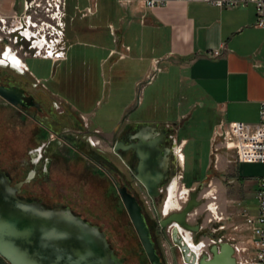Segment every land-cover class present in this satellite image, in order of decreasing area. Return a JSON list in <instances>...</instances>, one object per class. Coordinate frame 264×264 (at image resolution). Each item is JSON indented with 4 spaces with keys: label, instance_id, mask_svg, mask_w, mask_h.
I'll use <instances>...</instances> for the list:
<instances>
[{
    "label": "crops",
    "instance_id": "obj_1",
    "mask_svg": "<svg viewBox=\"0 0 264 264\" xmlns=\"http://www.w3.org/2000/svg\"><path fill=\"white\" fill-rule=\"evenodd\" d=\"M74 1L73 7L71 0L66 5L67 38L72 43L65 58L59 63L51 62V76L37 78L67 102L63 94L50 90L47 82L52 81L54 86L62 83L64 88L73 90L76 86L71 74L80 77L76 69L79 60L82 64H93L99 71L101 67L115 100L120 101L124 93L121 81L131 80L128 97L119 102L118 108L124 115L112 125L113 129L103 131L111 119L109 116L97 119L94 114L99 99H95L93 107L82 111L86 98L75 92L72 104L81 113H92L91 126L104 135L129 121L135 128L139 124L156 123V127L170 129V137L176 144L173 150L180 160L179 175L169 183L173 189L172 201L175 202L179 180L184 187L208 183L215 193L217 209L224 217L223 224L212 227V232L221 230L216 240L231 242L236 253L245 247L252 254L250 233L245 229L242 214L257 212L256 195L264 165L239 161L235 151L224 148L219 134L231 122L254 124L259 119V104L264 100V27L254 25L255 5L220 8L203 0H164L163 5L147 8L142 0ZM91 7L93 12L79 16L78 13ZM22 9L23 0H0L1 16L21 14ZM75 45L85 49L74 52ZM215 49L221 50V54L207 55ZM154 61L159 62L160 70L149 80ZM24 66L28 69L25 62ZM59 66L63 67L62 72L55 75ZM159 83L156 95L153 93L156 90L150 87ZM139 110H172L175 116L132 117ZM201 152L207 154L203 169L195 162L196 154ZM187 168L192 174L189 184L184 179ZM195 169L204 170V175L193 177L202 174ZM209 194L206 191L204 195ZM233 225L242 229L235 230L237 243Z\"/></svg>",
    "mask_w": 264,
    "mask_h": 264
},
{
    "label": "rangeland",
    "instance_id": "obj_2",
    "mask_svg": "<svg viewBox=\"0 0 264 264\" xmlns=\"http://www.w3.org/2000/svg\"><path fill=\"white\" fill-rule=\"evenodd\" d=\"M120 3L122 0H118ZM72 4V7L75 3L74 0H71L70 2ZM91 12H93V8L91 7ZM90 11L85 10L82 11L79 14L80 17H82L83 14L90 13ZM22 13V12H21ZM87 15V14H86ZM67 17V16H66ZM0 35L3 37V43L5 42V47L8 46L10 40L9 36L6 33H3L0 31ZM64 42L66 46V52L68 48L70 47L71 40L67 38V29H66V18H65V30H64ZM1 43V42H0ZM4 49L0 52V54L5 55L6 51ZM85 49L84 47H79L75 45L73 47V51L78 53V49ZM87 51V50H86ZM90 51V49H89ZM32 50L30 49H19L18 55L24 57V62L26 63L28 70L34 74L38 78H42L45 76H51L53 71V63H59L61 60L52 61L49 58H42V57H32ZM26 57V58H25ZM63 67L59 66L56 67L54 73L55 75H60L62 72ZM77 72L80 75L79 78L77 77L76 73L71 74L73 79L68 78V83L71 81L74 82L75 88L72 87L70 89L64 88L63 84L61 83L60 86H54L53 82H47V85L50 90L57 91L61 94H63L67 99V101H63L66 104V107H60L58 110H64L65 113L63 114V126L64 128H67L78 134L77 138H84L86 137L85 141L86 147L88 148L89 144L93 148H101L110 150L109 146L111 145V142L113 140V133L111 134H101L100 130L98 128H93L91 126V117L92 113H86L82 112L74 108L73 101L74 99L72 96L75 92L84 94L86 100V107L82 108L87 111V109L93 107V103L95 99H99V102L96 104L94 109V114L97 115V119H100L102 117H108L111 119L109 121V126H106L103 129V131H108L110 129H113L112 125L116 122L120 116L122 117L124 114L123 112L118 108L119 102L123 100V98L128 97L127 92L130 91L128 88L129 82L131 80L125 79L122 80L121 83H123L122 91L124 92L120 96V101L115 100L114 94H110L109 87L111 86L110 83H108V79L106 76H104L102 69L100 67V71L98 68H96L93 64L84 63L82 64V61L79 60L78 65H76ZM70 76V77H71ZM71 80V81H70ZM45 82V81H44ZM77 84V85H76ZM161 83H159L158 86H152L150 88H154L153 93L156 95L159 92V86ZM78 88V89H77ZM113 88V86H112ZM149 88V89H150ZM170 89H173L170 88ZM78 90V91H77ZM72 92V93H71ZM55 98L58 100H61L58 95H55ZM129 115V114H128ZM174 113L172 110L164 111V110H152V111H143L139 110L135 112L132 117H143V118H149V119H167L174 117ZM129 116H127L128 118ZM123 124V123H122ZM132 122H127V124H123L121 127H117L116 131V137L119 135L120 131L124 128H133L135 125ZM171 125V123H170ZM39 127L35 124L26 122L21 115H18L17 112H15V118H14V126L11 127V133L9 134L8 138H6L4 141H0V165L1 167L12 177L13 181H18L20 183H23L25 178L28 176L26 170L28 167V157L29 153L36 152V157L40 156V153L43 151L44 148H47L50 144V148L48 150L50 151H58L57 156L61 157V161L63 162L64 166L71 164L72 160H77V170L80 171L79 173L74 174H67L66 172L62 171L61 175H56L55 173L52 176V180H50L47 183H44L43 185H37L33 182V184H25L23 185L24 188H29L35 195L39 196L42 195H51V196H57L60 199L64 200H71V202L75 205L76 211L84 218L90 219L95 225H98L101 227V229L106 230L107 233L110 236V242L112 243L113 247L117 249L118 254H122V251L120 250L122 246L128 244V233L129 231H133L132 224L129 220V217L126 213V210L123 208L122 213H117L114 215L113 210L110 209V203L112 201L111 197H104L103 193V186L98 181V178H103L100 174V171L97 169L96 164L93 163L91 160L83 158V154H78L77 158H71V153L74 152V148L70 146L68 142L65 140H62L60 138H56L50 133L46 135L40 134L38 132ZM186 129V126L182 128L181 135L183 136L184 130ZM25 134L27 135V141H24ZM29 135V140H28ZM52 138H54L52 140ZM95 144V145H93ZM170 147L174 149L175 140L170 137ZM190 146V144L188 145ZM187 146V151L188 147ZM204 150V149H203ZM189 155V154H188ZM111 156L116 162H118L123 168L124 165L119 161V159H116V156L111 153ZM207 154L202 153L196 154L195 162H197L198 165L202 166V169L206 163ZM172 170L170 174V179L168 182L162 187V196H159L158 200L154 206L151 198L145 194L144 191L140 190L138 191L139 196L143 198L145 201V211L150 216V219L152 221V224L154 225V228L158 229L157 224H159L158 220L159 218L166 216L168 213L172 211L180 210L184 204L186 199L188 198V194L190 190L196 189L198 186L200 187V190L198 192V199L202 201V203L194 208V210L189 215V221L191 223L195 222L198 218H202V227L208 229L210 232H212V229L214 227H218L217 225L223 224V215L220 213L218 209H216V212H213L210 210V206L217 205L216 199H215V193L209 187L208 183L201 182L200 185H191L190 187H184L183 183L179 180V188L176 192V198H178L179 201V207L178 208H172L168 210V212H164V203L167 197V188L169 183L172 181L173 178H175L179 172V169L177 167V159L175 156V153L173 151V158H172ZM73 164L75 162H72ZM179 164V163H178ZM75 165V166H76ZM187 163V167H188ZM13 166H16L19 170H14ZM56 168V167H55ZM54 168V171H59ZM126 171V167L124 168ZM195 171L199 172L202 171V174L198 173L193 177H202L204 175V170H197ZM128 172V171H127ZM55 175V176H54ZM108 176H112L113 178H116V183L118 187H122V185L118 184L120 180L114 173H109ZM129 177V176H128ZM192 177L191 170L187 168L185 172V182L189 184V179ZM105 178V177H104ZM131 180V179H129ZM122 182V179H121ZM117 187V188H118ZM126 187V186H125ZM53 188V189H52ZM117 188H110L111 194H116L119 198V194L117 191ZM127 188V187H126ZM54 190V191H51ZM127 190L132 193L128 188ZM208 191L210 194L208 197H205V192ZM134 193V192H133ZM132 193V194H133ZM136 194V193H135ZM134 195V194H133ZM135 196V195H134ZM27 197V196H26ZM120 199V198H119ZM176 201V199H174ZM119 201V200H118ZM214 202V203H213ZM121 204L122 202L119 201ZM210 204V205H209ZM122 206V204H121ZM123 207V206H122ZM218 207V205H217ZM116 218L118 217V220ZM212 220L211 223H208L207 220ZM223 219V220H222ZM244 220V217H243ZM214 226V227H213ZM234 226V225H233ZM232 226V230H234ZM213 227V228H212ZM135 231V230H134ZM182 235L187 237L190 236L191 233L181 230ZM218 232H212L214 235H217ZM128 232V233H127ZM230 233V232H228ZM220 234V233H219ZM218 234V235H219ZM127 235V236H126ZM192 235V234H191ZM226 235V234H225ZM228 235V234H227ZM193 236V235H192ZM212 236L204 235L201 237V242L205 243L206 245L211 241L214 240V238H211ZM233 238L236 241L235 236V230L233 232ZM161 252L167 262V264H184V261H182V257L180 255V250L177 246H175V243L173 239L171 238V235L169 233H166L165 235L158 236ZM241 241V240H240ZM241 245V244H239ZM207 247H202L201 251L206 249ZM204 252V251H203ZM128 259L125 262V264H137V257L129 255L127 256ZM242 255L239 254V252H235V258H236V264H241L240 259ZM0 264H8L4 259L0 257Z\"/></svg>",
    "mask_w": 264,
    "mask_h": 264
},
{
    "label": "water",
    "instance_id": "obj_3",
    "mask_svg": "<svg viewBox=\"0 0 264 264\" xmlns=\"http://www.w3.org/2000/svg\"><path fill=\"white\" fill-rule=\"evenodd\" d=\"M17 93V89L0 87V95L15 104L13 97ZM156 126V123L139 124L126 146L138 159L133 174L152 199L162 193L168 180V157L173 154L172 147L165 144L166 128L157 131ZM20 185H12L0 168V257L8 264H123V259L110 247L106 233L97 225L68 208L46 207L40 201L18 196ZM199 190L200 187L190 191L180 210L159 218L160 232L171 235L186 264H236L234 249L228 241L214 242L208 252L197 254L184 240L179 228L196 234L192 239L195 245L201 243L200 236H213L208 229L200 230V219L196 224L187 220L201 203L197 198ZM117 191L148 261L162 264L136 197L125 186Z\"/></svg>",
    "mask_w": 264,
    "mask_h": 264
},
{
    "label": "flooded vegetation",
    "instance_id": "obj_4",
    "mask_svg": "<svg viewBox=\"0 0 264 264\" xmlns=\"http://www.w3.org/2000/svg\"><path fill=\"white\" fill-rule=\"evenodd\" d=\"M13 36L11 35L9 40V46L8 50L6 51L5 55L0 54V87L8 90H14L17 89L19 93L16 94V96L13 97V100H16V104L8 101L4 97L0 95V141H4L6 138H8L9 134L11 133V127L14 126V118H15V112L18 113V115H21L22 118L28 122L35 124L39 127L40 134L48 135L52 134L56 140L57 138H60L62 140H65L70 144L71 147L74 148V152L71 154V158H77L78 154H83V158L85 157L88 160H91L93 163L96 164L97 169L100 171V174L105 175L102 176L103 178H98V181L102 184L104 197H111L112 201L109 204L110 209L113 210L114 215L117 213L123 212V204L119 203L121 199L117 197V195L110 193V188H117L118 185L116 183V178L112 176H108L109 173H114L120 182L118 184L122 186H126L136 197L139 205L141 206L142 213L145 217L146 223L149 227L151 238L154 242L155 248L160 256V261L162 264H167L160 247V242L158 239V236L160 235V226L157 224L158 229L154 228V225L152 224V221L150 219L149 214L147 211H145V201L141 196H139L138 191L142 190L147 194L145 186L140 182L137 178H135L133 174V170L135 169L138 159L133 153V150L127 148L126 146L129 144V136L131 134H134L138 131V128H124L120 131L119 135L116 137V131L113 132V140L111 142V145L109 146L110 150L101 149V148H93L91 144H89L88 148L86 147L85 141L86 137L84 138H77L78 134L74 132L72 129L69 130L67 128H64L63 126V114L65 113L64 110H58L60 107H66V104L62 100H58L55 98V94L48 90V88L45 86V83L40 81L37 77H35L33 74L30 73L28 69L25 68L24 65H21V61L24 63V57H21V61L16 57L13 56L10 53V50H16L17 53L19 49H27L28 43L22 42V41H13ZM5 42L0 43V52L4 49ZM13 57L17 58L16 60H13ZM26 58V57H25ZM14 62V63H13ZM160 127H156V130L158 131ZM166 128V138H165V144L166 146L170 147V134L171 130ZM168 131V132H167ZM27 135L25 134L24 141H27ZM54 138H52L53 140ZM29 140V135H28ZM95 145V144H93ZM50 148L47 146V148H44L43 151L40 153L39 157H36V152L29 153L28 157V167L26 170V173H28V176L25 178L24 182L20 185V191L18 192V196L29 199V200H37L40 201L44 206L46 207H53V206H61L64 208L70 209V211L83 218L85 221H89L91 224H94L90 219H86L82 217L75 209V205L71 202V200H64L60 199L57 196H47L40 194L39 196L35 195L29 188H24L23 185L25 184H33L36 183L37 185H43L44 183L49 182L52 180V176L55 173L57 176L62 174V171L66 172L67 174L71 175L74 173H79L80 171L77 170L76 162L77 160H72V162H75L74 164L70 162L71 164H68L64 166L63 162L61 161V157L57 156L58 151H50L48 150ZM111 153H113L116 156V159L118 158L121 163H123L124 168L116 162L111 156ZM177 162L180 164L179 157L175 154ZM168 157V156H167ZM168 180L170 179V174L172 170V158L173 154H170V157H168ZM76 165V166H75ZM56 167V168H55ZM0 168L3 169L0 165ZM14 170H19L16 166H13ZM54 168L59 171H54ZM4 170V169H3ZM5 171V170H4ZM128 171V172H127ZM6 172V171H5ZM8 177L10 178V183L12 185L18 184L20 182L13 181L12 177L6 172ZM55 176V175H54ZM72 176V175H71ZM129 176V177H128ZM105 177V178H104ZM122 179V182H121ZM131 179V180H129ZM167 180V182H168ZM166 182V183H167ZM165 183V184H166ZM164 184V185H165ZM163 185V186H164ZM162 186V187H163ZM167 188V197L164 203V212H168V210L172 208H178L179 201L178 198H176V195L174 196L176 201L173 202V196L171 194V188L170 185ZM176 192L178 190V185ZM53 189V188H52ZM51 191H54L52 190ZM191 191V190H190ZM163 192V191H162ZM136 193V194H135ZM190 193V192H189ZM148 195V194H147ZM27 196V197H26ZM162 196V193L161 195ZM151 198V197H150ZM198 198V197H197ZM159 198L152 199V202L155 206L157 204L156 202L159 201ZM188 198L185 201V204ZM119 200V201H118ZM200 200V199H198ZM122 202V201H121ZM202 203V201H201ZM200 203V204H201ZM184 204V205H185ZM170 205L172 207H170ZM125 209V208H124ZM118 215V214H117ZM190 215V214H189ZM189 215L187 216V220L189 221ZM115 217V216H113ZM116 218V217H115ZM118 220V217L116 218ZM200 219V230H204L206 228H203L202 218ZM198 219L193 222L192 224L198 223ZM119 221V220H118ZM191 223V222H190ZM98 226V225H97ZM100 230L104 231L107 236V240L110 244V247L114 250L115 254L123 259V264L127 261L129 255L136 256L138 259L137 264H150L148 261V258L142 248L141 242L137 236L136 231H129L128 233V244L121 247L122 254H118L117 249L113 247L112 243L110 242V236L107 233L106 230L101 229L100 226H98ZM181 230V229H180ZM210 232V231H209ZM191 236L185 237L187 242H190L191 239H194L196 234L191 233ZM210 234H213L210 232ZM217 235H214L211 237L214 240H211L207 245L203 243L202 247H207L205 250L203 249L202 252H208V247L212 243L222 242L226 241L225 239L216 240ZM201 237L199 240L201 241ZM172 238V237H171ZM229 242V241H228ZM231 244V242H229ZM234 252L233 256L235 257V248L233 244H231ZM175 246H177L175 244ZM193 247V244L190 245ZM178 247V246H177ZM194 248V247H193ZM179 249V247H178ZM180 250V249H179ZM197 252H199V249L195 248ZM181 255V252H180ZM182 257V255H181ZM3 259V258H2ZM183 261V258H182ZM184 264H186L184 262Z\"/></svg>",
    "mask_w": 264,
    "mask_h": 264
},
{
    "label": "built area",
    "instance_id": "obj_5",
    "mask_svg": "<svg viewBox=\"0 0 264 264\" xmlns=\"http://www.w3.org/2000/svg\"><path fill=\"white\" fill-rule=\"evenodd\" d=\"M220 8L244 6L248 3L255 5L256 18L254 25L264 27V0H203ZM147 8L163 5L164 0H142ZM67 0H23L21 14L11 16L0 15V31L6 33L13 41L28 43L32 50V57L49 58L52 61L65 58L66 46L64 42L65 18ZM90 11V8L87 9ZM3 41L0 35V42ZM9 46L5 47L7 51ZM13 56L20 55L16 50H10ZM221 50L207 52L209 56H218ZM158 61H154L151 80L160 70ZM24 65V63H23ZM224 148L233 150L239 161L260 162L264 165V100L259 104V119L256 123L235 121L229 123L219 134ZM257 191V212L255 215L243 213L246 230L250 233L249 242L253 253L248 254V248L242 247L237 252L242 255L241 264H264V172L259 178ZM214 203V202H213ZM215 211L217 205H215ZM211 210V209H210ZM239 231L238 225L233 226ZM242 230V229H241Z\"/></svg>",
    "mask_w": 264,
    "mask_h": 264
},
{
    "label": "bare ground",
    "instance_id": "obj_6",
    "mask_svg": "<svg viewBox=\"0 0 264 264\" xmlns=\"http://www.w3.org/2000/svg\"><path fill=\"white\" fill-rule=\"evenodd\" d=\"M17 57V56H16ZM17 58H15V57H13V60H16ZM14 63V62H13ZM176 150V149H175ZM174 151V150H173ZM181 157V156H180ZM169 187V186H168ZM176 188V187H175ZM168 190V189H167ZM171 190V194H173V192H172V188L170 189ZM175 199V198H174ZM170 207H172L171 205H170ZM211 210L213 211V212H216L215 211V206L214 205H212L211 207ZM181 228H179V230H180ZM181 230H183V229H181ZM180 230V232H181V234H182V231ZM184 231H186V230H184ZM188 232V231H187ZM183 236V235H182ZM183 238H184V240L187 242V240L185 239V236H183ZM189 241V240H188ZM190 241L192 242V243H190V242H187L188 243V245L190 246V245H192L193 244V247L192 246H190L197 254H199L200 253V251H201V249H202V244H203V242H201L199 245H195L194 243H193V241H192V239H191V237H190ZM195 248H197V249H199V252H197L196 250H195Z\"/></svg>",
    "mask_w": 264,
    "mask_h": 264
}]
</instances>
